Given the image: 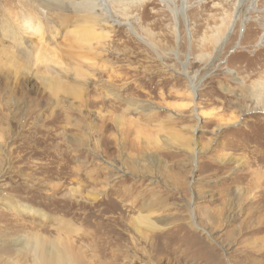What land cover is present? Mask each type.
Listing matches in <instances>:
<instances>
[{
  "label": "rangeland",
  "instance_id": "obj_1",
  "mask_svg": "<svg viewBox=\"0 0 264 264\" xmlns=\"http://www.w3.org/2000/svg\"><path fill=\"white\" fill-rule=\"evenodd\" d=\"M7 7L0 264H264V0H150L92 52Z\"/></svg>",
  "mask_w": 264,
  "mask_h": 264
},
{
  "label": "bare ground",
  "instance_id": "obj_2",
  "mask_svg": "<svg viewBox=\"0 0 264 264\" xmlns=\"http://www.w3.org/2000/svg\"><path fill=\"white\" fill-rule=\"evenodd\" d=\"M149 1L150 0H16L14 3H10L6 1L7 5L6 4L0 5V8L2 7L4 9L5 6H8L7 11L9 12L14 11L15 14L18 13V11H20L22 14L28 15L29 18L31 17L30 19L32 21H35L34 24L32 25H35L34 27L36 32L42 31V26L44 25L45 22H47V20L45 21L39 18V15L42 13L47 17L52 15L51 13L53 14L55 13L59 18L62 19L65 18L67 19L69 15L74 17H79L81 18V21L88 26V28L87 29L85 28V31L81 35L83 39L82 42L83 44L81 45L83 46L86 45L88 48H90L91 47L90 39L92 41L93 40L100 41L105 38H109V34L108 33L103 34V32L105 29L114 27L115 22L110 19L111 16L115 15L118 19H120L121 24L118 23L119 26L120 25L129 26L128 24L130 23L132 13L134 11L144 8ZM228 19L227 22L224 23L226 27L225 32L228 31V26L230 25L231 22L230 19L229 21ZM118 25L116 24V26ZM213 38L217 42H219V40L221 39V33L219 29H216V34L213 36ZM88 51L92 52L94 51V49L90 48L88 49ZM97 55H99V53L95 52V54H93V58H97ZM196 90H197V85H194L193 82L190 81V91L193 97L192 99H194L195 97ZM250 92L252 93L251 95H253L254 98L259 100L262 94H264V82L255 84L253 87L250 88ZM195 117L198 122L202 118L201 115L197 113L195 114ZM24 212H30L32 214H36V212L33 211L32 209L24 210ZM158 229L159 228H153V231L156 230L158 231ZM42 244H43V239L38 236H34L31 239L18 238V240L12 241V245L16 247L15 251L17 252L20 251V248H27L32 251L38 250L42 252L43 250ZM55 255H56L55 260H57L59 258L58 254L56 253ZM58 260L60 261V259ZM7 262H9V264H19L18 261H14L11 258H7Z\"/></svg>",
  "mask_w": 264,
  "mask_h": 264
}]
</instances>
